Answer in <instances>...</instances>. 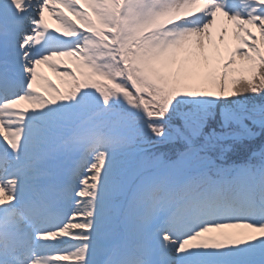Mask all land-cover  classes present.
<instances>
[{
    "label": "snow or ice",
    "instance_id": "snow-or-ice-1",
    "mask_svg": "<svg viewBox=\"0 0 264 264\" xmlns=\"http://www.w3.org/2000/svg\"><path fill=\"white\" fill-rule=\"evenodd\" d=\"M58 2L138 50L113 92L21 108L92 37L46 29L50 0H0V264H264V0H211L144 45L102 0ZM218 14L236 46L201 75Z\"/></svg>",
    "mask_w": 264,
    "mask_h": 264
},
{
    "label": "rangeland",
    "instance_id": "rangeland-1",
    "mask_svg": "<svg viewBox=\"0 0 264 264\" xmlns=\"http://www.w3.org/2000/svg\"><path fill=\"white\" fill-rule=\"evenodd\" d=\"M140 2H148V8H154L155 6L157 9L152 12L151 10H144V14H151L157 23L160 20H168V24L166 26H159L156 25V29H152L158 33V36L152 40L147 38V40H161L162 37L166 38L168 33V29L170 25L177 23L178 21H183L186 19H190L193 13L198 12L200 9L207 7V4L211 2V0H139ZM22 0H15L16 6L19 8ZM71 4L78 3V0H68ZM95 4L93 2L92 5ZM49 6L52 8V11H47V7L42 9V15L45 17L44 24L45 28H49L51 31H56L60 34V36L65 39L66 42L72 43L77 38V32L84 33L87 36L91 37V34L87 33L88 26H87V19L88 16L93 17L90 13L85 15H81L80 12H72L69 13L66 10L65 6H62L58 0H50ZM81 8H84V5L81 4ZM53 15L56 16V20L54 19ZM88 15V16H87ZM172 20V21H170ZM76 28L77 31H73L72 29ZM151 28V24H146L144 30H148ZM225 29L227 30L225 32ZM255 32L256 30L253 29ZM212 32V39L215 43V48L209 51V59L207 61L204 60L203 57H200L197 61L199 65V71L201 75H203L206 71L220 68L221 61H226L229 55V52L233 50L236 46V41L233 36V30L230 25H228L225 18L218 14L217 17V24L211 29ZM150 32H146L148 36ZM224 36V40L221 41L220 37ZM257 37L259 33L256 32ZM39 39V37H38ZM101 46L99 43L86 41L83 47H78L76 51H73L69 54L62 53L61 55H53L52 57L48 58L47 63L53 65L52 68H47L45 65H40L37 69L40 75L37 77V84H36V93L29 101L21 102L20 107L25 108L27 107L29 110H33L30 105H41L47 104L49 100L58 99L61 96H72L78 90L74 87V81L72 79H77L75 76V72L70 74L68 71H57V69H66L69 70L73 69L74 62L81 59L82 56H91L92 52L91 49H94L93 54L96 52L98 48ZM6 50L3 45H0V58L5 56ZM240 61L237 58V64L239 65ZM76 68V65H74ZM91 67L85 65V69L89 72ZM105 68H102V71L99 72L101 75L104 72L106 79L113 80L110 74H107V70L104 71ZM94 75H90L88 79L77 82L84 86H89L92 82V78ZM111 77V78H109ZM71 89H74L72 92ZM30 104V105H27Z\"/></svg>",
    "mask_w": 264,
    "mask_h": 264
}]
</instances>
